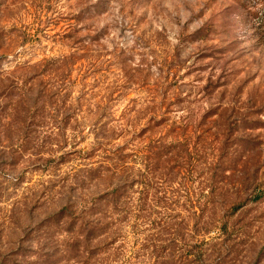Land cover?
<instances>
[{"label":"rangeland","instance_id":"374dc122","mask_svg":"<svg viewBox=\"0 0 264 264\" xmlns=\"http://www.w3.org/2000/svg\"><path fill=\"white\" fill-rule=\"evenodd\" d=\"M0 264H264V0H0Z\"/></svg>","mask_w":264,"mask_h":264}]
</instances>
